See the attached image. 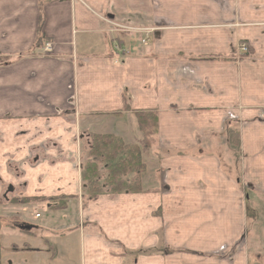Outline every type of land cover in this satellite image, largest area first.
Segmentation results:
<instances>
[{"label":"crops","instance_id":"0c3cea01","mask_svg":"<svg viewBox=\"0 0 264 264\" xmlns=\"http://www.w3.org/2000/svg\"><path fill=\"white\" fill-rule=\"evenodd\" d=\"M2 56L0 264H264V0H0ZM94 135L140 191L83 204Z\"/></svg>","mask_w":264,"mask_h":264},{"label":"trees","instance_id":"16d2710c","mask_svg":"<svg viewBox=\"0 0 264 264\" xmlns=\"http://www.w3.org/2000/svg\"><path fill=\"white\" fill-rule=\"evenodd\" d=\"M40 31L41 22L38 27V39L35 48L39 46V42L42 40ZM31 53L23 56L31 55ZM14 61L0 57V66L9 65ZM135 117L143 136L141 145L145 148L150 147L152 138L156 134V116L151 113L137 112ZM86 156L87 160L84 162L80 173L81 182L82 184L85 183L86 186L84 189H87V195L84 194L83 197L84 200L89 201L103 192L98 185L100 165H104L106 172L104 182L107 186L105 191L109 194L136 193L141 190L140 178L145 167L141 161L139 146L125 145L120 138L112 135H94ZM21 201L28 202L30 200L23 199ZM64 201L65 199L51 200L49 207L52 210L60 209L64 206Z\"/></svg>","mask_w":264,"mask_h":264},{"label":"rangeland","instance_id":"374dc122","mask_svg":"<svg viewBox=\"0 0 264 264\" xmlns=\"http://www.w3.org/2000/svg\"><path fill=\"white\" fill-rule=\"evenodd\" d=\"M3 58H5V59H8V60H15V57H11V56H2ZM4 60V59H3ZM2 60V61H3ZM91 140H92V138H89V141H88V139H85V140H82V143L81 144H79L80 145V147H81V150H82V153H81V155H82V160H81V163H80V169L83 167V165H84V162L87 160V156H86V153H87V151L89 150V148H90V146H91ZM152 141H153V138H152ZM152 141H151V145H150V147H152ZM79 142V141H78ZM140 147H141V149L142 148H144V149H146V150H148V149H151L150 147H147V148H145L143 145H141L140 144ZM99 168L101 169L100 170V173H99V175H100V177H99V182H98V185H99V188L100 189H102L101 191H105L106 189H107V186H106V183L104 182V179H105V176H106V172L104 171V165H100L99 166ZM131 175H133V174H131ZM130 177V176H129ZM83 186H85V183H83ZM85 188H86V186H85ZM86 191H87V189L85 190V189H83V196H84V194H85V196L87 195V193H86ZM82 198V197H81ZM85 202L83 203V204H86V202H87V200H84ZM75 202V201H74ZM44 204V203H43ZM34 206H36L35 207V211L37 212V213H40L41 211H42V208H44L45 209V207L43 206L42 208H40V206H37V204L36 205H34ZM46 210H44L43 212H45ZM19 218V216H17L16 217V219H18ZM16 222H18V221H16Z\"/></svg>","mask_w":264,"mask_h":264},{"label":"built area","instance_id":"2783aa9c","mask_svg":"<svg viewBox=\"0 0 264 264\" xmlns=\"http://www.w3.org/2000/svg\"><path fill=\"white\" fill-rule=\"evenodd\" d=\"M106 22L108 24H110L113 28H115L116 30H119L121 32L128 33V34H135V35H139L140 34V32L138 30L137 31H132L131 29H126V28H123V27L118 26L116 24H112L108 20H106ZM142 42H144V40H142ZM238 49H239V52H241V54H244V55H247L248 52H249V48L245 44H240ZM116 50L119 51L120 53H125L123 50H120L119 48L116 49ZM51 51H52V45L51 44H46L45 47H44V53L50 54Z\"/></svg>","mask_w":264,"mask_h":264},{"label":"bare ground","instance_id":"6f19581e","mask_svg":"<svg viewBox=\"0 0 264 264\" xmlns=\"http://www.w3.org/2000/svg\"><path fill=\"white\" fill-rule=\"evenodd\" d=\"M238 49V48H237ZM242 56H244V55H242Z\"/></svg>","mask_w":264,"mask_h":264}]
</instances>
